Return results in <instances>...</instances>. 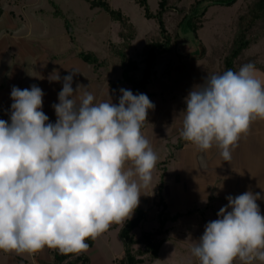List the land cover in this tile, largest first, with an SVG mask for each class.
Segmentation results:
<instances>
[{
  "label": "clouds",
  "instance_id": "clouds-1",
  "mask_svg": "<svg viewBox=\"0 0 264 264\" xmlns=\"http://www.w3.org/2000/svg\"><path fill=\"white\" fill-rule=\"evenodd\" d=\"M61 82L56 122L42 111L41 88L13 86L10 123L0 119V251L35 254L88 249L112 224L132 217L151 183L158 156L141 128L155 105L146 94L121 88L118 105L95 97L78 72ZM254 63L207 75L185 97L180 136L200 150L215 144L223 161L251 124L264 120V81ZM77 99L79 102H77ZM130 163V166H128ZM220 208L191 251L201 264H264V215L259 193L246 191Z\"/></svg>",
  "mask_w": 264,
  "mask_h": 264
},
{
  "label": "rangeland",
  "instance_id": "rangeland-1",
  "mask_svg": "<svg viewBox=\"0 0 264 264\" xmlns=\"http://www.w3.org/2000/svg\"><path fill=\"white\" fill-rule=\"evenodd\" d=\"M159 1L147 0L151 11L159 10ZM193 1L169 0L168 8L163 13L169 31H174L179 18L177 15L181 16L184 10L190 12ZM250 1L236 0L234 4L228 6H210L204 16L203 27L198 30L197 35L187 23L180 24L177 31L187 45L185 48L184 43H181L180 51L183 52L190 47L198 52L200 50L198 44H201L199 41H202L207 46V52L210 55L217 53L224 55L229 47L228 44L233 39L235 21ZM108 2L112 8L122 10L134 24L136 35L128 53L133 59H142L148 39H154L159 35L158 21L144 15V10L138 0H108ZM1 7L4 12L0 18V39L4 42L0 44V72L3 71L2 82L6 85L5 94L10 95L15 85H19L21 89H30L32 85H36L42 90L46 89L47 97L52 96L53 93H59L62 80L61 82H49L53 69H57L62 78L69 74L68 70L75 69L78 74L73 77V89H76L77 84H81L87 87L82 88V91L84 89L92 93L98 92L100 87L96 76L113 79L120 76L118 57L109 56V45L121 40L120 23L113 20L103 8L92 7L88 0H0ZM82 50L96 51L102 57L108 56L109 61L103 64L100 70H93L92 65L78 56V52ZM245 54L259 55V61L264 65V37L247 48ZM217 63L221 70V59H218ZM205 64L206 62H198L190 58L179 60L175 52L163 53L157 59L155 66L157 76L151 84V89L164 82L177 85L181 81L190 86L201 85L206 78H202ZM182 67L191 71L194 77L172 74V68H177L176 72L182 73ZM168 73L170 74L167 75ZM122 88L134 93L130 86ZM106 89L115 93L111 97L120 98L119 90L111 87ZM187 222L196 226L194 222H191V217L185 218L184 223ZM156 223L157 221H147L145 228L152 230ZM140 229L141 227H138L136 232ZM170 235L179 238L174 239L176 243L182 240L180 239L182 238L180 237L181 232L177 227L171 229ZM174 240L164 243L153 264H196V262L201 264L192 251L182 250L183 247L177 248ZM186 240H188L187 237ZM55 249L58 248L45 247L36 252L35 257H44V253L50 257L52 250ZM123 249L124 241L118 231L107 230L96 238L95 244L89 249L91 262L92 264H113V259L119 256ZM17 256L25 259L22 264L32 259V255L28 253L18 255L14 251H0V264H18ZM29 263L32 264V262ZM116 264H118L117 261Z\"/></svg>",
  "mask_w": 264,
  "mask_h": 264
},
{
  "label": "crops",
  "instance_id": "crops-1",
  "mask_svg": "<svg viewBox=\"0 0 264 264\" xmlns=\"http://www.w3.org/2000/svg\"><path fill=\"white\" fill-rule=\"evenodd\" d=\"M1 9L3 13L4 9L2 7ZM1 16L2 14L0 18ZM3 42L0 39V44ZM200 42L203 44V46L199 44L200 49L203 50L202 48H205L206 56L197 58L195 55H198L200 50L195 52L193 48L189 47V49L193 50L192 53H194V56L179 58V60L190 58L198 62H206L202 78L210 74H221L217 63L218 59H216L215 63H210L211 60L208 56L211 55L207 52V46L202 41ZM100 68L97 70H100ZM186 68L182 67V73L176 72L177 68H172V74H180L188 78L194 77L192 72L187 71ZM255 68L258 70V78L264 81V65L263 67ZM156 76L157 71L156 75L152 76L146 90H144V94L153 102L155 108L154 110H149L147 121L142 125L141 132L150 141L154 152L158 156V161L152 171V179L149 187L141 191L142 195L138 207L146 213V217L138 226L141 227L140 231L136 232L138 228L136 227L133 232L138 236L143 231H154L158 228L159 221L157 215L160 207L157 203L162 197L167 204L169 213L171 215L179 213L180 216L175 221H169L170 224H168L169 222L167 223V231L163 234L165 240L160 248L170 240L179 239L176 236L174 237V235H170L171 229L177 227L181 232L180 237L182 238L180 239L182 240L177 243L174 240V244L177 248L183 247L182 250L189 249L191 251L199 243L198 240L202 237L206 224L216 220L220 208L227 205L228 201L226 197L228 196L235 198L246 191H251L253 194L259 193L261 199H258L256 202L259 205L261 215H264V120H255L251 124L249 132L241 135L237 147L232 150L231 160L228 162L223 161L220 149L215 144L211 149L202 151L192 142L185 141L180 136L184 117L182 111L186 109L185 97L196 85L190 86L181 81L177 85L164 82L162 85L160 84L157 87L153 86L154 88L152 87L151 89V84L154 83ZM3 78V71H1L0 119L10 123V109L13 101L10 95L4 92L6 85L2 82ZM8 78L9 76L7 75ZM95 78L100 87H97L98 92H90L95 97L93 103L108 100V92L110 96L115 94L111 93L112 91H107V87L120 90L123 86H130L129 84L113 85V82L121 78V73L115 79L105 76L101 78L96 76ZM16 87L20 86L18 85ZM130 87L132 88V86ZM59 90L61 91L62 88ZM42 91H44L42 111L49 117V122L54 124L57 117L52 105L59 103L58 93H53L52 96L48 95L47 97L46 89ZM83 91L81 89V92ZM133 92L134 95L137 94L134 89ZM111 98L112 102L118 105L119 97L116 98L113 96ZM77 102H79L78 99ZM128 166H130V163ZM162 181L163 185L160 190ZM134 213L132 218L137 215L136 210ZM188 217H191V222H194L196 226H193L189 222L184 223L185 218ZM147 221H157L156 225L152 227V230L145 228ZM124 222L121 224H112L108 230H117L119 233ZM186 237L188 240H186ZM95 242L96 239L93 245ZM104 243L107 244L105 241ZM90 248L85 250V253L89 258L90 264H92L89 254ZM53 251L50 257H47L46 253H44V257H35V254H31L32 259L29 262H32V264H46L52 260ZM123 255L124 249L119 256L113 259V264H116V261L122 258ZM17 257V263L22 264L25 259L23 258V260L21 256ZM154 260L150 264H153ZM29 262L27 260L25 264H30ZM196 264H199V262H196ZM233 264H242V262L236 259ZM254 264H260V262L256 261Z\"/></svg>",
  "mask_w": 264,
  "mask_h": 264
},
{
  "label": "trees",
  "instance_id": "trees-1",
  "mask_svg": "<svg viewBox=\"0 0 264 264\" xmlns=\"http://www.w3.org/2000/svg\"><path fill=\"white\" fill-rule=\"evenodd\" d=\"M92 7H101L110 14L113 20L120 23L119 35L121 40L118 43L109 45V56H117L119 68L121 69V78L113 82V85L129 84L137 92L143 93L146 90L152 76L156 75L157 58L166 52H175L181 59L183 57L194 56L192 49L180 51L179 46L186 43L183 37L177 31L180 24H186L197 35L198 30L203 27L204 16L207 9L212 5H232L236 0H194L190 6V12L180 16L177 15L178 21L173 32L169 31L163 13L167 10L169 0L159 1V10L153 12L150 10L147 0H138L144 10V15L148 18H155L159 24V35L154 39H148L143 50V58L140 60L133 59L128 54L132 46V41L136 35V29L129 16L120 9H114L108 0H88ZM183 12V11H182ZM2 9L0 8V15ZM179 14V13H178ZM264 37V0H251L244 11H242L235 21V31L233 39L228 44V49L224 55L220 53L208 56L210 63H215L216 59H221V71L223 74L227 70L238 71L239 68L249 62L254 63L255 67H263L258 61V55H246L245 50L259 39ZM200 43V41H199ZM202 44V43H201ZM199 45V44H198ZM218 49V45H217ZM219 54V55H218ZM78 56L85 62L93 66L97 71L103 64H106L108 56L102 57L98 52L93 50L79 51ZM197 58L206 56L205 48L200 49ZM164 175V174H162ZM163 180V177H162ZM163 181L160 184L162 188ZM160 207L157 218L159 226L154 231H143L138 236L133 230L140 225L146 217V213L140 208H136L137 215L134 218L126 220L119 231L120 237L124 241V255L117 260L118 264H150L159 253L161 244L165 238L163 234L167 231V223L175 221L180 214L171 215L167 210V204L161 197L157 203ZM89 247H92L94 240L86 241ZM135 246H138L137 248ZM147 256V258L145 257ZM147 260V261H146ZM46 264H90L89 258L85 251L62 253L58 250L53 251L52 260Z\"/></svg>",
  "mask_w": 264,
  "mask_h": 264
}]
</instances>
